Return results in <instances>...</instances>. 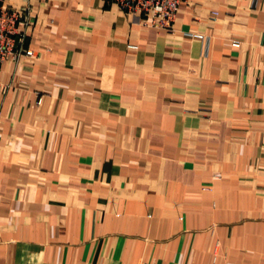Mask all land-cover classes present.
<instances>
[{
    "label": "crops",
    "instance_id": "crops-1",
    "mask_svg": "<svg viewBox=\"0 0 264 264\" xmlns=\"http://www.w3.org/2000/svg\"><path fill=\"white\" fill-rule=\"evenodd\" d=\"M3 5L0 264H264V0Z\"/></svg>",
    "mask_w": 264,
    "mask_h": 264
},
{
    "label": "built area",
    "instance_id": "built-area-1",
    "mask_svg": "<svg viewBox=\"0 0 264 264\" xmlns=\"http://www.w3.org/2000/svg\"><path fill=\"white\" fill-rule=\"evenodd\" d=\"M106 5L117 6L129 14H140L147 18V24L158 28H170L174 23L181 4L185 0H102ZM0 0V67L16 61L21 55L22 48L20 26L22 14L17 10L7 9ZM203 39L202 36H198ZM234 47L239 43L234 42ZM33 57L32 51L25 53ZM210 190V189H206Z\"/></svg>",
    "mask_w": 264,
    "mask_h": 264
}]
</instances>
